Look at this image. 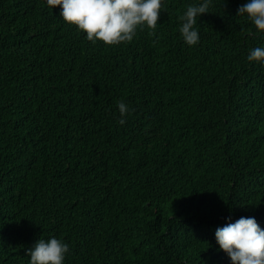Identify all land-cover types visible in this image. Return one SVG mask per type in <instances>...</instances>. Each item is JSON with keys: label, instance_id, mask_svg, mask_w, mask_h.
I'll list each match as a JSON object with an SVG mask.
<instances>
[{"label": "trees", "instance_id": "obj_1", "mask_svg": "<svg viewBox=\"0 0 264 264\" xmlns=\"http://www.w3.org/2000/svg\"><path fill=\"white\" fill-rule=\"evenodd\" d=\"M163 0L155 29L106 46L44 0H0V264L39 239L64 264H231L215 230L264 229V35L212 0L183 42ZM130 112L121 125L118 102Z\"/></svg>", "mask_w": 264, "mask_h": 264}, {"label": "clouds", "instance_id": "obj_2", "mask_svg": "<svg viewBox=\"0 0 264 264\" xmlns=\"http://www.w3.org/2000/svg\"><path fill=\"white\" fill-rule=\"evenodd\" d=\"M54 11L59 7V17L76 30L85 34L93 44L103 42L115 46L131 42L137 29H155L162 11L163 0H44ZM212 0H200L190 4L179 16V33L188 46L199 43L200 36L195 27L196 18L208 13ZM237 16L245 17L256 28L258 35H264V0H247L238 8ZM247 61L264 66V47L252 49ZM123 125L130 108L118 102ZM218 250L223 251L231 264H264V229L254 217H240L234 222L229 218L223 227L215 230ZM69 252L67 243L52 237L39 239L26 252L28 264H64Z\"/></svg>", "mask_w": 264, "mask_h": 264}]
</instances>
